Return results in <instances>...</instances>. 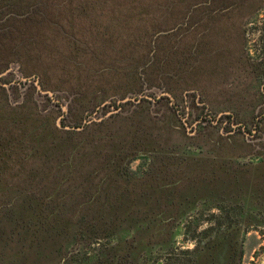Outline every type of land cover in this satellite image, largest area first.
Returning a JSON list of instances; mask_svg holds the SVG:
<instances>
[{"label": "rangeland", "instance_id": "374dc122", "mask_svg": "<svg viewBox=\"0 0 264 264\" xmlns=\"http://www.w3.org/2000/svg\"><path fill=\"white\" fill-rule=\"evenodd\" d=\"M116 1L120 0H0V125L6 118L4 126L18 124L33 113L68 135L83 130L100 133L98 145H85L78 151L84 157L73 161L75 169L82 170L81 178L68 187L79 201L66 205L78 211L75 235L63 240L55 258L39 254L36 239L25 244L24 264H110L116 256L119 264H181L198 244L214 236L212 229L225 234L236 215L251 205L245 200L246 187L238 189L242 200L234 203L238 190L220 183V172L193 189L183 184L177 193L172 181L227 159L224 150L231 153L238 170L264 157V0H218L215 12L204 8L193 12L196 5L190 7L175 26L161 28L168 34L156 53L162 66L157 62L148 72L130 71L125 78L107 73L116 66L114 60L86 58L95 49L98 56L108 50L98 35L110 32L113 21L122 17L121 9L137 18L135 4L121 7ZM178 27L182 31L176 33ZM119 29L111 28L116 33ZM72 33L91 45L72 40ZM190 37L189 46L196 48L182 45ZM73 42L82 49L75 47L76 51ZM158 47L154 45L155 50ZM138 53L135 49L133 55ZM174 56L176 62L169 65ZM147 62L143 56L133 63ZM57 63L66 69L70 65L71 72L56 68ZM86 64L95 65L88 70ZM77 65L82 67L79 72L73 68ZM102 119L106 121L94 124ZM100 148V159L90 160V152ZM42 159L37 156L33 162L43 164L50 158ZM58 159L56 163L50 159V165H58ZM37 177L40 171L33 178ZM153 179L164 181L165 205L177 209L168 223L174 227L164 248L144 226H138L136 238L128 220L112 226L103 237L105 221H99L93 209L112 207L109 201L116 192L148 193L142 187ZM9 192L14 199L0 208V216L15 218L18 197L28 193L29 186L15 184ZM8 230L6 225L4 231ZM239 239L234 264H264V222L258 227L250 222ZM169 247L173 249L167 252ZM215 259L216 264H226L224 248L216 251Z\"/></svg>", "mask_w": 264, "mask_h": 264}, {"label": "trees", "instance_id": "16d2710c", "mask_svg": "<svg viewBox=\"0 0 264 264\" xmlns=\"http://www.w3.org/2000/svg\"><path fill=\"white\" fill-rule=\"evenodd\" d=\"M217 1H116L117 5H121V7L135 4L137 18L133 20L132 16L127 15L130 12L129 9H121L120 15L122 17L113 21V23H116L115 25L112 24V27H120L117 33L112 31L111 27L110 32L99 33L98 35L103 44L109 45L108 50L104 48V51H100V56H98V51H95L98 49H95L91 52V57L87 56L86 58L92 60L101 57L102 61L106 62L114 60L116 66L110 70L107 69V73L112 76L114 74L117 76L121 74L122 76L120 77L125 78L124 76H128V72L130 71L138 75L141 71L146 73L157 62H160L161 66L163 64L162 59H159L156 53L158 51L160 53L162 48L158 47L159 43L164 41L168 34L160 32L162 31L161 28L167 29L175 26V23L178 21L177 19L179 17L182 18L181 15L185 16L190 11V7L194 5L196 6L192 9L193 12L200 11L202 8L206 9L207 12H215L213 5ZM241 2L234 5V7ZM101 10L103 12V8ZM110 26L111 24L107 25L106 29ZM179 31L181 32L182 28L178 27L176 33ZM72 35L74 38L72 40L79 42L80 39L81 42H84V45H91V41L88 39H82L73 33ZM191 40V37L187 43L182 40V45L190 48L195 47L193 44L189 46ZM78 42H73L75 46H72L74 48L81 47L82 49V45H78ZM154 45L158 47L156 50ZM135 49L139 51V55L137 56L133 55ZM150 52L152 54H149ZM38 53L42 57L40 49ZM61 54L64 55L63 53ZM143 56L146 59L148 58V62L146 64L134 65L135 63L133 62L138 61V58L142 59ZM176 58V56L172 57L173 61L169 60L168 64L176 62ZM91 64H86L90 67L87 68L88 70L92 69L95 65L92 66ZM58 66L62 70H68L69 73L72 70L70 65H67L68 69L60 63H57L55 67L57 68ZM83 66L85 67V65ZM80 67L79 65L73 66L77 72H79L78 69ZM29 115H32V117H29L30 120L20 118L17 121L18 124H7L4 126L3 123L7 120L6 118L0 125V208L10 205L7 203H11L12 199H14L13 195L9 192L12 186L15 184L22 185V187L29 186V192L23 193V196L18 197L15 218H8L4 215L0 216V226H2L0 227V264H24L26 260H22L21 255L26 247L25 244L32 245V241L35 239L38 243L39 254H49L52 256L51 258L58 257L61 243L67 241L71 235H75V232L72 233V231L78 228L76 222L79 220L78 211H73L74 207L66 206L68 203H77L80 198V196L75 195L72 189L68 188L74 184V180L77 181L79 177L81 178L80 173H82V170L79 173L75 169L73 161L77 157H84L83 154L85 153L82 152L83 154H80L78 151H81L85 145H93L97 141L100 142V133L98 131H92L91 134V131L89 133L83 130L76 132V134L68 135L69 132L58 129L56 126L52 127L42 117L35 118L33 113ZM102 120H100V123L94 124L99 126V124L106 121L105 119ZM70 145L71 147L69 148ZM97 145L95 144L93 147ZM93 147H91V150ZM101 151L102 148L98 151L90 152L92 154L90 160H95L94 157L100 159ZM223 152L227 153V159L213 161L211 165L208 164L203 169L200 168V171L197 173H189L185 178H180V181H178L179 179L176 180L177 182L173 180L175 192L177 193V188L186 183L190 184V187L193 189L194 186H200L202 182H210L215 178V174L220 172V183H224L228 187L232 185L236 190L241 187L249 189L245 200L248 205H251L247 211L241 210L242 212L236 215L234 221L231 223L233 225L225 228V234L220 235L218 228L212 229V235L214 236L208 237L204 242L198 244V247L192 252L193 254L187 256L181 264H216L215 253L220 248H224L226 264H234V257L239 252V235L244 233L250 222L254 227H258L260 223L264 222L262 220L259 222L251 221L256 220V218L264 220V157H261L255 163H251L249 166L243 168V170H238L235 167L236 163L233 158H229L233 157L232 155L229 156L231 153L225 150ZM37 156L39 160L50 158L55 163L58 158L61 159H58L60 160L58 165H53L54 162L50 165V159L45 162L43 161V164H38L33 162V159L35 160ZM62 165H65L63 169H61ZM38 166H40L39 170ZM60 169L62 171H59ZM38 171H40V177L34 179L33 177L36 176ZM15 173H19L20 176L18 178L11 176ZM32 180L33 186L31 188ZM164 186L165 183L161 179L146 181L142 188H145L148 193H144L143 189V192H137L138 194L136 192H129L123 195L121 192H116L115 199L109 201L112 207L102 208L99 205L96 206V209L93 210L98 214L99 219H97L105 221L103 237L110 234L112 226L128 220L129 224L132 221V226H128V228L131 234L135 235L136 233V238L139 233L138 226H144L146 227L145 231H149L150 237L162 242L160 246L164 248V244L169 241L170 233L168 234V232H171L174 227V223L170 227L168 223L177 214V209L173 210V207L165 205L166 199H164L165 196L163 195H166L167 192ZM185 186L187 187V185ZM86 192L88 193L89 191ZM238 193H240V190L232 196L236 204H239L240 200H242V195H238ZM93 195L96 194L92 193ZM187 197L190 198L188 195ZM119 203L122 204V207H115ZM171 209L174 213L167 215ZM137 222H139V225H137ZM244 222L247 223L244 224ZM6 225H9V230L5 232L4 227ZM19 227L21 229L18 232L22 231V234L17 239L16 235L18 233L16 229ZM22 236L23 241L21 243ZM64 239L65 241H63ZM112 239L113 242L115 238L112 237ZM169 248L167 252L173 249L172 247ZM38 260L42 261V257ZM119 262V258L116 256L113 260L111 259L110 264H119Z\"/></svg>", "mask_w": 264, "mask_h": 264}, {"label": "water", "instance_id": "95a60500", "mask_svg": "<svg viewBox=\"0 0 264 264\" xmlns=\"http://www.w3.org/2000/svg\"><path fill=\"white\" fill-rule=\"evenodd\" d=\"M125 100H126V99H125ZM125 100H124V101H125ZM72 128H74V127H72Z\"/></svg>", "mask_w": 264, "mask_h": 264}]
</instances>
